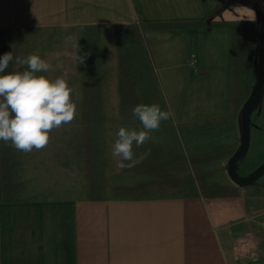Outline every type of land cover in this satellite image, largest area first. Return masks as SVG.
I'll use <instances>...</instances> for the list:
<instances>
[{
	"label": "crops",
	"instance_id": "1",
	"mask_svg": "<svg viewBox=\"0 0 264 264\" xmlns=\"http://www.w3.org/2000/svg\"><path fill=\"white\" fill-rule=\"evenodd\" d=\"M220 9L216 0H0V31L21 39L26 31L157 24L146 32L152 68L172 119L185 124L227 115L231 24L260 23L257 12L237 19L217 16ZM6 149L14 147L0 141V161ZM239 189L228 198L0 199V264H264V194ZM247 233L255 256L236 247Z\"/></svg>",
	"mask_w": 264,
	"mask_h": 264
},
{
	"label": "trees",
	"instance_id": "2",
	"mask_svg": "<svg viewBox=\"0 0 264 264\" xmlns=\"http://www.w3.org/2000/svg\"><path fill=\"white\" fill-rule=\"evenodd\" d=\"M156 25L136 22L124 26H85L74 30L78 47L68 50L62 60L70 62L67 65L69 76L76 85L75 89L72 88V100L77 106V114L80 110L89 117L87 125L81 128L87 126L98 137L95 148L101 163L96 175L84 180L83 188L89 196L83 199L144 200L198 195L206 198L238 197L239 188L229 182L214 180L213 174L218 162L229 160L240 144L237 115L243 98L238 99L235 106L230 98L225 116L185 124L176 123L171 116L161 123L158 130L152 131L157 139L149 134L150 138L142 146H134L136 157L144 158L132 168L120 169L118 158L111 155L121 127L142 130L140 121L132 114L136 105L158 104L162 110L170 111L152 68L153 56L146 38V32ZM236 25L239 38L249 46L248 58L250 56L251 59L255 49V44L251 45L253 24L241 22ZM14 33L0 31V55L15 53L11 46L17 47L20 37ZM12 66L11 63L5 74L20 70ZM78 101L81 107L76 103ZM250 190L251 194H264V182Z\"/></svg>",
	"mask_w": 264,
	"mask_h": 264
},
{
	"label": "rangeland",
	"instance_id": "3",
	"mask_svg": "<svg viewBox=\"0 0 264 264\" xmlns=\"http://www.w3.org/2000/svg\"><path fill=\"white\" fill-rule=\"evenodd\" d=\"M234 12L235 15L233 16L237 19L241 16L242 19H254L253 11L245 10L243 14L239 11ZM255 23L253 25L252 45L255 44L256 47L261 26L259 23L255 26ZM231 25L235 36V49L233 50L232 81L229 91L231 104L234 106L238 99L243 98L242 108L256 82L254 58L253 61L248 58L246 50L249 46H245L240 41L238 27L234 23ZM22 34L21 39H18V46L16 47L14 44L11 46V51H15L13 56L26 58L30 54L39 55L52 65V69L47 73H39L38 75H45L52 80L63 77L68 84L72 85L71 88L75 89L76 85L73 84L74 82L69 76L70 71L67 66L70 62L62 60L67 55L68 50H76L78 47L75 32L64 29L59 32L48 33L26 31ZM12 65L13 69L17 67L20 69L19 72L23 71V65L15 63ZM13 72H17V69ZM239 95L243 97L239 98ZM76 103L81 107L80 101ZM252 120L254 128H252L250 150L245 160L238 167L241 176L250 174L264 163V100L262 105L254 111ZM87 121H89V117L83 115L79 110V115L77 114L72 122L51 130L49 143L43 149H33L29 153L18 151L15 148L14 150L1 151L4 159L0 161V176L5 180L2 182L4 185L2 189L4 190L3 192L0 191V199H58L68 197L79 200L88 197V193L83 188L84 180L93 178L101 163L98 161L97 148H95V141L97 142L98 137L93 135L92 130L87 129V126L81 128V126L87 125ZM149 134L154 139L158 138L152 132ZM163 136L167 135L164 134ZM22 154L23 163L20 165ZM227 162L228 160L218 162L213 174L214 180L232 183L225 169ZM7 180H11V182L7 183ZM262 182H264V178L259 180V183ZM250 189L242 190L249 194L252 192Z\"/></svg>",
	"mask_w": 264,
	"mask_h": 264
},
{
	"label": "clouds",
	"instance_id": "4",
	"mask_svg": "<svg viewBox=\"0 0 264 264\" xmlns=\"http://www.w3.org/2000/svg\"><path fill=\"white\" fill-rule=\"evenodd\" d=\"M11 63L27 65L22 72H8ZM52 69L45 59L30 54L14 57L13 52L0 55V141L25 153L43 149L50 140V132L72 122L77 106L72 100V88L63 77L54 80L39 73ZM132 114L140 121L142 130L121 127L112 146L111 155L118 158L120 169L136 166L144 157L137 158L139 148L158 130L161 123L171 118L170 111L158 104H139Z\"/></svg>",
	"mask_w": 264,
	"mask_h": 264
},
{
	"label": "water",
	"instance_id": "5",
	"mask_svg": "<svg viewBox=\"0 0 264 264\" xmlns=\"http://www.w3.org/2000/svg\"><path fill=\"white\" fill-rule=\"evenodd\" d=\"M216 1L221 5L225 2V0ZM243 5L248 6L245 3H243ZM224 10L225 9L221 7V9L217 11V16L222 15ZM261 24V31L258 36L259 39L257 48L255 49L256 55L254 59L256 82L251 89L250 96L244 102L239 115H237L239 123L238 129L240 130V139L238 142H240V144L235 153L231 155L232 157L228 160L227 167L225 168L231 182L241 189L252 188L259 183L260 179L264 178V163L246 176H241L238 169L240 163L245 160L250 150L252 128L254 127L252 115L254 111L262 105V101L264 100V19Z\"/></svg>",
	"mask_w": 264,
	"mask_h": 264
},
{
	"label": "flooded vegetation",
	"instance_id": "6",
	"mask_svg": "<svg viewBox=\"0 0 264 264\" xmlns=\"http://www.w3.org/2000/svg\"><path fill=\"white\" fill-rule=\"evenodd\" d=\"M245 3L248 6L243 5ZM224 8L225 10L222 12H231L235 13L236 9L245 8V9H251L250 11H253V13H258L260 17V26L263 23L264 19V0H225V2L221 5L220 8ZM255 9V10H254ZM261 31V30H260Z\"/></svg>",
	"mask_w": 264,
	"mask_h": 264
},
{
	"label": "built area",
	"instance_id": "7",
	"mask_svg": "<svg viewBox=\"0 0 264 264\" xmlns=\"http://www.w3.org/2000/svg\"><path fill=\"white\" fill-rule=\"evenodd\" d=\"M236 247H238L239 251L244 254H247L250 256H255L257 254L255 250V242H254L253 233H247L245 237H243L237 242Z\"/></svg>",
	"mask_w": 264,
	"mask_h": 264
}]
</instances>
